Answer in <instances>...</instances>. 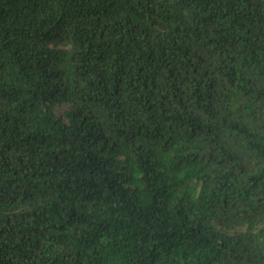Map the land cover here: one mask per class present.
Returning a JSON list of instances; mask_svg holds the SVG:
<instances>
[{
  "label": "trees",
  "instance_id": "1",
  "mask_svg": "<svg viewBox=\"0 0 264 264\" xmlns=\"http://www.w3.org/2000/svg\"><path fill=\"white\" fill-rule=\"evenodd\" d=\"M0 264H264V0H0Z\"/></svg>",
  "mask_w": 264,
  "mask_h": 264
}]
</instances>
